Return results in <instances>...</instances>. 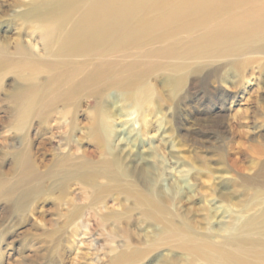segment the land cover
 Instances as JSON below:
<instances>
[{
  "label": "rangeland",
  "instance_id": "374dc122",
  "mask_svg": "<svg viewBox=\"0 0 264 264\" xmlns=\"http://www.w3.org/2000/svg\"><path fill=\"white\" fill-rule=\"evenodd\" d=\"M181 1L0 0V264H264V0Z\"/></svg>",
  "mask_w": 264,
  "mask_h": 264
},
{
  "label": "bare ground",
  "instance_id": "6f19581e",
  "mask_svg": "<svg viewBox=\"0 0 264 264\" xmlns=\"http://www.w3.org/2000/svg\"><path fill=\"white\" fill-rule=\"evenodd\" d=\"M127 1V0H126ZM149 1V0H148ZM179 1H181V0H179ZM195 1V0H194ZM212 1V0H211ZM182 2V1H181ZM200 2V1H199ZM207 3H208V0L206 1ZM190 3V2H189ZM63 4V3H62ZM61 4V7H62V9H63V5ZM179 5V4H178ZM188 5V4H187ZM206 5H208V4H206ZM202 6V5H201ZM175 7V6H174ZM177 7V6H176ZM60 8V7H59ZM177 8H179V7H177ZM185 8V7H184ZM109 10H111V9H109ZM115 10V9H114ZM182 10V9H181ZM189 10V9H188ZM195 10V9H194ZM200 10V9H199ZM116 11V10H115ZM180 11V10H179ZM118 12V11H117ZM105 13V12H104ZM103 13V14H104ZM130 13V12H129ZM184 13V12H183ZM117 14H119V13H117ZM175 14H176V12H175ZM128 15V14H127ZM131 15V14H130ZM179 15V14H178ZM50 17V16H49ZM121 17H123V16H121ZM127 17V16H126ZM125 18V17H124ZM129 18H131V17H129ZM132 19V18H131ZM171 21V20H170ZM156 23V22H155ZM100 25H101V23H100ZM157 25V24H156ZM160 25V24H159ZM161 26V25H160ZM153 27H154V25H153ZM169 28V27H168ZM223 28H226L225 26H223ZM164 30V29H163ZM149 31V30H148ZM220 33V32H219ZM219 36H220V34H219ZM262 41V40H261ZM258 42H260V41H258ZM262 53H264V41H262V42H260V46H259V48H258ZM236 53V52H235ZM261 55H263V54H261ZM264 56V55H263ZM111 132H109V130H106V134H110ZM105 134V135H106ZM107 136V135H106Z\"/></svg>",
  "mask_w": 264,
  "mask_h": 264
}]
</instances>
